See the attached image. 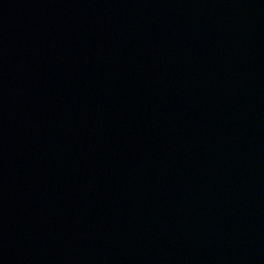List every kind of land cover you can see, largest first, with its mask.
<instances>
[{
	"label": "water",
	"instance_id": "95a60500",
	"mask_svg": "<svg viewBox=\"0 0 264 264\" xmlns=\"http://www.w3.org/2000/svg\"><path fill=\"white\" fill-rule=\"evenodd\" d=\"M0 264H264V0H0Z\"/></svg>",
	"mask_w": 264,
	"mask_h": 264
}]
</instances>
